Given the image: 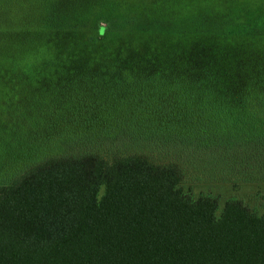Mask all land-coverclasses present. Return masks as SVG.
<instances>
[{"label":"trees","instance_id":"1","mask_svg":"<svg viewBox=\"0 0 264 264\" xmlns=\"http://www.w3.org/2000/svg\"><path fill=\"white\" fill-rule=\"evenodd\" d=\"M135 1L0 0V264H264V212L183 189L264 180V35Z\"/></svg>","mask_w":264,"mask_h":264},{"label":"rangeland","instance_id":"2","mask_svg":"<svg viewBox=\"0 0 264 264\" xmlns=\"http://www.w3.org/2000/svg\"><path fill=\"white\" fill-rule=\"evenodd\" d=\"M151 2L150 4L138 0L134 2V9L137 11L135 16L141 19L138 28L148 35L156 31H160L158 35H163L168 33L167 31L178 30L180 33L194 29L209 30L211 34H227L231 37L248 33L264 35V0H151ZM97 22L99 23L96 21L94 25H97ZM109 26L111 28V24ZM125 26L127 23L123 25ZM136 33L143 35L138 30ZM190 171L191 176L185 177L186 181L183 183V189L187 192L193 195L200 193L218 195L220 205L227 198L234 196L243 200L251 209L259 213L264 212V180L254 179L232 186L227 182L208 180V176L202 175L194 168Z\"/></svg>","mask_w":264,"mask_h":264}]
</instances>
